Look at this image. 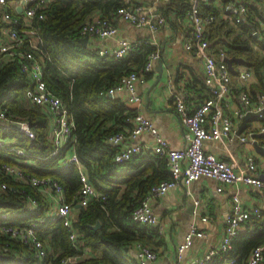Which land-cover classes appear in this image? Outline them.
I'll return each mask as SVG.
<instances>
[{
  "label": "trees",
  "instance_id": "16d2710c",
  "mask_svg": "<svg viewBox=\"0 0 264 264\" xmlns=\"http://www.w3.org/2000/svg\"><path fill=\"white\" fill-rule=\"evenodd\" d=\"M169 6L182 16L189 0H171ZM128 5L124 0H50L45 18L36 22L39 45L35 51L41 61L47 86L56 93L73 121L74 150L83 164L94 188L105 194V199L92 198L85 206L73 207L71 228L80 234L81 247H89L95 254L75 259L71 264H137L135 256L128 255L126 247L132 242L148 243L156 231L152 227L135 222L132 211L147 190L166 178L165 160L158 155L140 157L139 164L132 160L116 163V148L105 138L117 131L128 133L131 124L127 118L134 113L120 99L101 95L100 90L119 83L131 70H140L154 47L142 41L122 57L99 55L79 41L80 27L89 15H98L114 21L116 10ZM204 11L218 13L212 1L199 0ZM212 48L224 45L228 54L241 57L261 79L264 69V37L250 33V21L231 23L227 17L216 19L207 27ZM18 59L0 60V138L12 139L23 148L18 154L9 145L0 144V164L18 165L28 175L55 180L63 189L67 202L75 204L80 188L79 173L73 163L64 167L58 164V156L50 155L53 148L49 132V115L37 104L25 97L29 81L20 71ZM237 62H233L237 74ZM151 72L146 73V78ZM19 121L24 122L22 128ZM259 137H264L260 134ZM124 170H127L124 172ZM6 189L0 192V208L17 214L13 224L37 223L35 231L43 244L41 264H56L64 256H77L68 237L69 229L60 218L42 219L46 202L39 189L29 183L14 181L0 173ZM37 201L31 209L27 196ZM25 213V215H22ZM99 221L98 227H92ZM248 224V222L246 223ZM22 225V224H21ZM154 239V238H153ZM8 244L0 264H34L33 250L18 241L0 236ZM264 242L263 229L238 231L231 246L220 251L202 264H246L252 248Z\"/></svg>",
  "mask_w": 264,
  "mask_h": 264
},
{
  "label": "built area",
  "instance_id": "2783aa9c",
  "mask_svg": "<svg viewBox=\"0 0 264 264\" xmlns=\"http://www.w3.org/2000/svg\"><path fill=\"white\" fill-rule=\"evenodd\" d=\"M158 1V0H153ZM169 2L171 0H161ZM212 1L219 9L218 13L204 11L200 8L199 0H189V6L182 15L186 30L183 36V47L193 53L200 61L203 71V82L206 95L201 96L198 101H188L182 96L175 95L172 101V110L180 125L184 127L185 143L182 147H170L167 141L161 137L149 118L140 112L142 97L137 93V85L146 81V73L154 68V63L160 59V46L153 36L167 23L166 15L159 10H152L142 4L125 5L116 10L115 18L126 21L136 28H146L151 37L126 38L118 37L116 44L109 47H97L95 50L99 55L122 57L131 48L142 41L150 43L154 49L146 57L145 63L140 70H131L126 73L122 80L106 89L100 90L101 95L108 98L121 99L137 108L127 118L131 124L128 133L122 131L114 132L107 137L108 143L116 148L113 160L116 163H125L135 155L142 152L138 144H130L121 147L120 144L126 136L134 138L143 131H150L154 137V146L151 151L165 157L170 178L162 180L149 188V192L138 203L132 211V219L140 224L156 228L162 232L157 216L152 212L150 206L151 198L160 197L169 188L179 182L188 185L192 180L199 177H210L217 181L216 191L221 192L224 187L238 185H255L264 190V179L257 174H249L236 171L232 164L224 159L218 158L203 148L205 140L225 139L231 142L234 138L240 141L248 140L254 132V128H248L245 134L236 133L234 117L241 118L246 112L257 113L258 131H264V91L253 100L244 87V82L254 72L248 66L238 69L236 79L239 83L238 98L241 105L233 107L231 112L224 114L222 102L230 96L232 88V73L230 72L226 57L229 56L228 49L224 45L215 48L210 46L207 35V27L216 19L227 17L231 23L250 21V33L258 39L264 37V20L256 14H249L248 0H205ZM256 1L264 8V0ZM50 0H0V60L18 59L20 71L24 73L29 85L24 91L25 97L34 104L39 105L48 115L51 122L50 139L53 145L50 155L58 156V163L64 167L69 163L79 166L80 188L75 196V205L85 206L92 198L105 199V194L98 192L90 182L85 169L81 167L78 156L69 144L74 126L72 118L64 107L60 97L54 93L46 84L43 77L42 65L35 51L39 45L38 28L36 22L45 18V10ZM80 35L90 37L112 38L119 32L114 21L102 18L98 15H89L80 27ZM261 82L264 84V69H262ZM0 144L9 145V148L18 154L23 153V148L13 144V140L0 138ZM249 169H254L255 163L252 157H248ZM0 173L9 175L14 181L29 183L34 188L40 189L46 202V208L42 219L60 218L63 225L69 229L68 237L77 256L62 257L56 264H71L75 259H84L92 254L89 247H81L78 242L80 234L71 226V210L73 204L67 202L63 189L55 180L45 177L28 175L15 164H0ZM7 186L0 179V192ZM22 195H25L21 191ZM27 196V205L34 209L37 201ZM197 204V201H194ZM17 214L0 208V236L8 237L21 244L30 247L37 259L34 264H41L44 257L43 244L35 231L37 223H11V219ZM25 215V213H22ZM250 217L261 218L262 223L258 229L264 230V202L261 207L248 209L243 207L236 195L232 196L228 212L223 220V234L216 247L210 248L187 264H202L220 251L230 248L232 237L237 233L241 224ZM206 220V216L201 217ZM22 224V225H21ZM203 232L191 226L184 240L177 245L180 255L190 247L194 237H201ZM135 259L137 264H156L157 252L148 245L136 242ZM2 249H8V244L0 240V254H5ZM264 260V242L254 246L247 258L246 264H261ZM233 259H228L224 264H231ZM104 264V263H96ZM175 264H186L179 259Z\"/></svg>",
  "mask_w": 264,
  "mask_h": 264
},
{
  "label": "crops",
  "instance_id": "0c3cea01",
  "mask_svg": "<svg viewBox=\"0 0 264 264\" xmlns=\"http://www.w3.org/2000/svg\"><path fill=\"white\" fill-rule=\"evenodd\" d=\"M124 1L128 5L142 4L152 10H159L168 18L167 23L153 34L160 46L161 72L158 73L155 69L156 61L150 76L146 78L144 83L138 84L136 90L142 97L140 112L150 119L157 133L167 141L170 147H182L185 143V130L178 122L172 110L173 98L175 95H179L193 102L198 101L201 96L207 94L199 59L183 47V36L186 30L184 20L165 1ZM247 5L249 7V14H256L264 20V8L261 5L253 0H248ZM114 22L119 28L116 37L99 39L88 36L85 46L95 50L97 47L115 45L118 37L130 39H149L151 37L150 32L146 28H136L119 18L114 20ZM234 62L238 63L237 71L246 66L238 61ZM244 87L253 100H256L258 94L264 91V84L254 73L244 82ZM238 89L239 83L235 75L232 76L230 96L221 101L224 114L230 113L233 107L241 105V101L238 98ZM122 99L120 97V100L126 107L134 111L137 110L134 105H130ZM247 113H250L251 116L240 127L242 119ZM245 114L239 119L234 117L233 123L238 134H245L248 128L255 127L253 134L248 137V140L240 141L237 138H234L231 142L225 139L205 140L203 148L206 152L230 162L236 171L257 174L258 177L264 179V137H259L260 134H264V131H258L259 129L256 125L258 117L254 111H248ZM19 124L22 125L24 122L19 121ZM48 130L49 132L51 131L50 120ZM105 141L108 143L107 137ZM69 142L74 150L75 144L72 136ZM154 142L153 134L150 131H143L134 138L126 136L120 146L125 147L130 144H138L142 147V152L135 155L132 158L134 160L131 159L135 164L140 163L139 160L142 156L158 155L163 157L167 176L160 181L169 179L170 172L165 157L151 151ZM253 142L258 147H255ZM138 156L140 157L138 158ZM248 157H252L255 163L254 169L248 168ZM79 162L81 167L85 169L80 159ZM74 165L79 173V166L75 163ZM59 166L62 167L60 164ZM217 185L218 183L215 179L202 176L192 180L188 185L179 182L174 187L169 188L160 197L151 198V210L157 216L159 224L162 227V232H158L156 228L152 227L156 231V234L149 240V244H145L157 252L156 264H175L179 259L187 264L205 253L206 250L216 247L223 234V220L230 208L233 195H236L242 206L248 209L261 207L264 202V190L255 185L240 183L238 185L226 186L221 192L216 191ZM39 191L41 192L40 189ZM148 192L149 189L144 196ZM194 201H197V204ZM74 208H76V205ZM73 212L71 210V214ZM202 216H206V220H202ZM247 222L248 224H246ZM261 223V218L250 217L241 224L238 231L254 228L259 230L258 228ZM193 225L197 230L202 231L203 235L201 237H194L190 247L179 255L177 245L184 240L186 233ZM135 244L136 242H132L126 247L128 255H135ZM92 254H95V252L92 251ZM261 264H264V260Z\"/></svg>",
  "mask_w": 264,
  "mask_h": 264
},
{
  "label": "water",
  "instance_id": "95a60500",
  "mask_svg": "<svg viewBox=\"0 0 264 264\" xmlns=\"http://www.w3.org/2000/svg\"><path fill=\"white\" fill-rule=\"evenodd\" d=\"M87 38H88L87 35L81 36V37H79V41H80L83 45H85V44H86V41H87ZM225 60H226V62H227L228 68H229V70H230L231 73L234 72V66H233V62H234V61H238V62H240V63H243V59H242L241 57H237V56H235V55L228 56V57H226ZM155 69L157 70L158 73L161 72L162 67H161V60H160V59L157 60L156 65H155ZM255 114L257 115L256 112H255ZM249 116H251L250 113H247V114L244 115V117H243V119H242V122H241V124H240V127H241L242 124L247 120V118H248ZM20 126H21L22 128H25V125H24V124H22V125H20ZM253 144L255 145V147H258V145H257L255 142H253ZM76 207H79V204H77ZM98 226H99V221H96V223H95L94 225H92V227H98ZM3 256H4L3 254H0V258L3 257Z\"/></svg>",
  "mask_w": 264,
  "mask_h": 264
},
{
  "label": "rangeland",
  "instance_id": "374dc122",
  "mask_svg": "<svg viewBox=\"0 0 264 264\" xmlns=\"http://www.w3.org/2000/svg\"><path fill=\"white\" fill-rule=\"evenodd\" d=\"M4 257V256H3Z\"/></svg>",
  "mask_w": 264,
  "mask_h": 264
}]
</instances>
